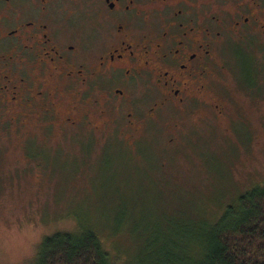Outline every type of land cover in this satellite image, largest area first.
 <instances>
[{
	"label": "flooded vegetation",
	"instance_id": "1",
	"mask_svg": "<svg viewBox=\"0 0 264 264\" xmlns=\"http://www.w3.org/2000/svg\"><path fill=\"white\" fill-rule=\"evenodd\" d=\"M227 72L264 98V0H0L1 126L88 130L108 146L110 99L139 87L221 117L211 81ZM141 125L123 119L128 146Z\"/></svg>",
	"mask_w": 264,
	"mask_h": 264
},
{
	"label": "rangeland",
	"instance_id": "2",
	"mask_svg": "<svg viewBox=\"0 0 264 264\" xmlns=\"http://www.w3.org/2000/svg\"><path fill=\"white\" fill-rule=\"evenodd\" d=\"M236 84L231 72L211 81L221 117L128 89L124 101L110 99L117 123L105 149L81 144L88 130L0 125V264H30L43 236L76 223L125 229L128 239L154 225L167 233L169 221H203V205L223 208L229 194L263 183L264 98ZM128 113L142 120L132 146L118 131Z\"/></svg>",
	"mask_w": 264,
	"mask_h": 264
},
{
	"label": "trees",
	"instance_id": "3",
	"mask_svg": "<svg viewBox=\"0 0 264 264\" xmlns=\"http://www.w3.org/2000/svg\"><path fill=\"white\" fill-rule=\"evenodd\" d=\"M201 212L203 221L172 220L167 233L154 225L134 239L125 229L76 223L74 231L43 236L30 264H264V182L229 194L223 208L208 203ZM101 229L118 243L107 244Z\"/></svg>",
	"mask_w": 264,
	"mask_h": 264
}]
</instances>
